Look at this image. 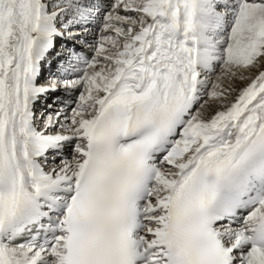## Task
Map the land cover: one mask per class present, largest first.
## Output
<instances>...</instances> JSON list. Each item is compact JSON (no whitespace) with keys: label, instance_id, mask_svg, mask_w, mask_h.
Instances as JSON below:
<instances>
[{"label":"snow or ice","instance_id":"snow-or-ice-1","mask_svg":"<svg viewBox=\"0 0 264 264\" xmlns=\"http://www.w3.org/2000/svg\"><path fill=\"white\" fill-rule=\"evenodd\" d=\"M0 264H264V0H0Z\"/></svg>","mask_w":264,"mask_h":264}]
</instances>
